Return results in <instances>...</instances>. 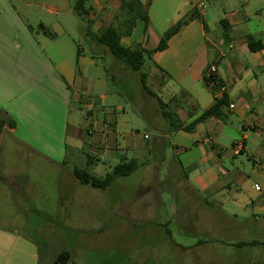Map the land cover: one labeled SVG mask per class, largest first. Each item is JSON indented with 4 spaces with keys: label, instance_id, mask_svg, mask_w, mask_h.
Listing matches in <instances>:
<instances>
[{
    "label": "crops",
    "instance_id": "obj_1",
    "mask_svg": "<svg viewBox=\"0 0 264 264\" xmlns=\"http://www.w3.org/2000/svg\"><path fill=\"white\" fill-rule=\"evenodd\" d=\"M75 1L0 0V119L6 122L0 128V149L9 142L13 156L20 161L13 166L0 163V198L22 206L17 214L25 221L31 215H68L70 209L64 206L72 204L79 187H87L72 172L79 168L83 156L92 172L99 156L110 169L121 160H135L139 167L134 172L140 168L153 172L158 168L156 163L160 167L167 164L172 181L167 185L138 182L141 202L133 207L118 199L114 213L131 220H152L156 208L162 206L159 191L164 190L172 196L171 212L181 217V234L187 238L182 245L173 242L181 252L182 264H264L263 3L243 0L240 8L223 11L221 18L217 7L210 12L199 7L212 0H176L168 16L164 13L169 14L171 0L85 3V22L94 35L108 27L124 28L128 18L120 13L122 7L141 8L145 22L139 26L136 18L129 34L120 38L130 49L152 51L167 30L185 22L164 50L153 52L143 63H149L143 74L145 85L154 89V99H159L157 93L163 95L166 101L162 102L170 104L183 125L195 120L216 99L223 96L227 101L222 118L211 117L190 132L173 133L160 115L157 100L142 101L140 117L157 133L150 142L147 134L131 128L124 106L105 105L112 75L101 59L111 55L109 51L94 41L89 44V53L78 45V56L65 47V40L80 32L73 12ZM251 14L258 25L255 31L246 27ZM216 24L222 32L210 38ZM249 38L257 43L254 47H260L251 51ZM223 49H228L227 56ZM221 54L225 60H219ZM211 64L226 86L221 95L204 82ZM182 100L189 101L186 111ZM80 109L86 112L85 119L79 117ZM228 113L236 114L243 131L239 141L244 148L239 152L219 144ZM68 139H72L70 145ZM168 143L173 148L170 162L163 159ZM143 154L153 160L144 157L139 161L137 156ZM242 154L251 165L253 183L240 170L245 168L239 160ZM32 160L45 165L39 167V181L31 175ZM46 166L55 174L49 182L45 180ZM40 197H52L56 208L33 207ZM18 238L15 228L0 225V264L36 263L34 250L17 242Z\"/></svg>",
    "mask_w": 264,
    "mask_h": 264
},
{
    "label": "rangeland",
    "instance_id": "obj_2",
    "mask_svg": "<svg viewBox=\"0 0 264 264\" xmlns=\"http://www.w3.org/2000/svg\"><path fill=\"white\" fill-rule=\"evenodd\" d=\"M172 1L175 2L172 4ZM242 1L239 0V4L238 0H231V3L228 0H212L202 2L201 5L206 12H210L214 7H217L219 18H221L223 17V11H228L234 7L240 8ZM256 2L264 5V0H257ZM175 5L176 0H171L169 14L165 12V16L171 15V10ZM253 11L252 9L251 12L253 13ZM74 18L79 23L80 32H77L73 39L65 40L64 45L69 48L72 55L75 54L78 45H81L84 51L89 53V44L92 39L86 35V22L77 16ZM139 20V26H142V22H145L144 17L139 18ZM257 26V21L252 18L251 14V20L246 27L255 31ZM139 28L137 32H139ZM124 30L121 29L122 32ZM221 32V27L216 24L215 31L209 33L208 36L213 38ZM223 51L227 56L228 49H223ZM101 64L115 78L114 81L111 80L108 83L110 95H108L105 105L120 104L124 106L126 114L131 118V120H127L131 128L137 130L140 134H147L150 137L149 141L152 142L157 133L151 125L141 119L139 108L142 101L154 99L152 95L147 98V94L142 91L139 81V74L145 71L149 65L148 61L142 66L140 72H132L123 68L122 65L114 61L111 55H104ZM146 87L151 94L154 93V89L149 84H146ZM156 96L161 101H166L163 95L157 93ZM156 100L157 98L154 99L155 102ZM188 103V100H182L183 108ZM184 111H186L185 108ZM76 112L78 113V111ZM78 114L81 119H85L86 112L83 109H80ZM77 121L82 125L86 123V120ZM224 122L226 129L220 136L219 144L224 146L226 150H232L233 141H239L240 134L243 131L235 113H228ZM71 142L72 139H68V145ZM9 145V142L5 141L3 143L0 149V163H5L7 166L19 164L20 161H17V157L13 156V151ZM172 155L173 148L168 143L163 154L164 161L170 162ZM99 157H96L98 159L92 165L97 166L94 172H92L91 167L87 168L85 166L86 156H83L81 162H79V168L96 177L104 176L111 169L106 162L99 160ZM144 157L147 156L145 154L137 156L139 161H142ZM148 158L153 160L151 155ZM239 160L245 164V168H240L241 172L253 183L254 179L251 175V165L247 155L242 154ZM157 164L156 167L158 168L155 171H146L145 168H140L127 177L117 179L105 190H93L88 186L79 187V190L74 192L70 200L72 204L64 206V208L70 209L67 211L70 214L47 215L45 216L48 217L46 220H43L44 216L31 215L25 221L22 215L17 214V208L22 206L4 203L3 199L0 198V218H5V220L0 219V225L17 230L19 235L17 242L34 250L37 256L35 264H55L56 256L64 251L68 252L70 262L73 264H182L181 252L173 242L182 245L183 242L187 241V238L181 234V217L177 218L171 212L173 206L172 196L168 192L159 191L162 206L156 208L152 220H131L128 217H118L114 213V209L119 202L118 199L133 207L138 204V201L141 202V190L136 187L138 182L152 183L156 181L167 185L168 182L172 181L165 168L167 164L162 167L157 166ZM31 165L33 170L31 175L33 179L39 181V176L42 175L39 167L42 169L45 165L36 160H32ZM45 173L47 182L52 180L55 175L53 170L47 166ZM33 207L37 209L45 207L47 210H52L56 208V204L52 197H47V199L40 197L36 198ZM54 219L57 221H51ZM21 239H24L30 245L23 243L25 241H21ZM17 250L18 247L15 251ZM13 254H16V252ZM20 255L26 258L27 254L21 252ZM2 257L0 255V262Z\"/></svg>",
    "mask_w": 264,
    "mask_h": 264
},
{
    "label": "trees",
    "instance_id": "obj_3",
    "mask_svg": "<svg viewBox=\"0 0 264 264\" xmlns=\"http://www.w3.org/2000/svg\"><path fill=\"white\" fill-rule=\"evenodd\" d=\"M89 0H77L73 4V12L74 14L81 19L85 20L86 17V10L84 8L85 3ZM123 12H120L122 14L127 15V21H125L123 24L125 25L124 28H122L124 31L122 32L121 29H116L114 27H108L105 30H103L100 34L94 35L89 30V25L87 23L86 25V35L89 36L92 41H94L98 45L104 46L111 56L113 57L114 61L117 64H120L123 66V68L132 71V72H140L145 58L149 57L153 52L155 51H162L166 48L168 40L175 34L177 31L185 24V22H179L175 26L171 27L169 30H167L160 38V41L157 45V47L152 50H144L140 47L136 48H127L124 47L120 43V38L123 35H128L130 29L132 28L134 24V20L136 18H143L146 20L145 13L142 12L140 7L137 6H124L122 7ZM131 12H128V11ZM144 16H143V15ZM193 17V16H192ZM221 25H223V22H221ZM255 44H257L255 41L252 40V38L248 39V45L251 51L256 50L260 47V44L258 46L254 47ZM79 55V50H76V56ZM216 79L215 75L211 74L209 77H204V82L206 85H208L212 91L217 90V86L214 83V80ZM115 78L112 76V81H114ZM139 81L141 84L142 91L145 92L147 95H152L146 85H145V75L140 72L139 74ZM160 115L163 120H165L167 126L169 127V132H177V131H184V132H190L194 129V127L207 120L208 118L215 117V118H222V108L227 105V101L225 97L222 96L220 99H216L214 103L207 109H205L195 120H193L191 123L187 125H183L177 115L175 114L174 110L171 108L169 103L162 102L161 100L157 99ZM1 113V112H0ZM6 122L2 119H0V128L5 124ZM13 124L10 123V126ZM139 167V163H137L135 160H121L116 166H114L110 172L106 173L102 177H96L88 173L87 171L80 169V168H73V175L74 177L79 181L81 185L88 186L93 189L97 190H105L107 189L115 180L127 177L130 174H132L137 168ZM55 264H73L70 262V256L67 251L59 253L55 258Z\"/></svg>",
    "mask_w": 264,
    "mask_h": 264
},
{
    "label": "built area",
    "instance_id": "obj_4",
    "mask_svg": "<svg viewBox=\"0 0 264 264\" xmlns=\"http://www.w3.org/2000/svg\"><path fill=\"white\" fill-rule=\"evenodd\" d=\"M200 8H202V5L200 4L199 6ZM229 48H231V46H229ZM224 58V54L220 55L219 60H222ZM211 74L215 75L216 79L214 80L215 85L217 86V90L215 91L217 94H223L226 91V86L224 84H222L220 82V80L218 79L217 75H216V70H215V64H211L210 67L208 68L207 72H206V77H209ZM230 108L232 109L233 106L231 105ZM244 148L242 141H236L233 143L232 145V149L235 152H239ZM256 191H259V187L255 186L254 188Z\"/></svg>",
    "mask_w": 264,
    "mask_h": 264
}]
</instances>
